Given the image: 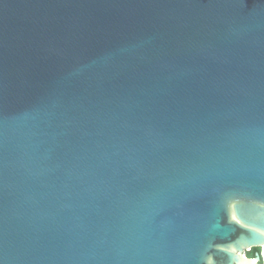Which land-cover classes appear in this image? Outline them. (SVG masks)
<instances>
[{
	"label": "water",
	"instance_id": "water-1",
	"mask_svg": "<svg viewBox=\"0 0 264 264\" xmlns=\"http://www.w3.org/2000/svg\"><path fill=\"white\" fill-rule=\"evenodd\" d=\"M0 264H264V0H0Z\"/></svg>",
	"mask_w": 264,
	"mask_h": 264
},
{
	"label": "flooded vegetation",
	"instance_id": "flooded-vegetation-1",
	"mask_svg": "<svg viewBox=\"0 0 264 264\" xmlns=\"http://www.w3.org/2000/svg\"><path fill=\"white\" fill-rule=\"evenodd\" d=\"M256 254H259V249L256 250V251L250 249L249 251H247V252L244 253V256H245L246 258L253 259V258L256 256Z\"/></svg>",
	"mask_w": 264,
	"mask_h": 264
},
{
	"label": "trees",
	"instance_id": "trees-1",
	"mask_svg": "<svg viewBox=\"0 0 264 264\" xmlns=\"http://www.w3.org/2000/svg\"><path fill=\"white\" fill-rule=\"evenodd\" d=\"M252 250H255V251H256V250H258V249H257V248H254V249H252Z\"/></svg>",
	"mask_w": 264,
	"mask_h": 264
}]
</instances>
